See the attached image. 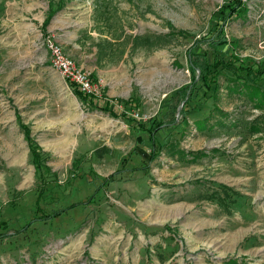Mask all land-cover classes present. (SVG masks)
<instances>
[{"label": "rangeland", "instance_id": "374dc122", "mask_svg": "<svg viewBox=\"0 0 264 264\" xmlns=\"http://www.w3.org/2000/svg\"><path fill=\"white\" fill-rule=\"evenodd\" d=\"M41 1L0 0V264H264V0L223 24L228 0ZM217 25L223 45L206 40ZM49 43L88 74L91 102ZM189 51L222 66L186 99Z\"/></svg>", "mask_w": 264, "mask_h": 264}, {"label": "trees", "instance_id": "16d2710c", "mask_svg": "<svg viewBox=\"0 0 264 264\" xmlns=\"http://www.w3.org/2000/svg\"><path fill=\"white\" fill-rule=\"evenodd\" d=\"M245 11V7L243 6V4H241V2L239 0H228L227 3H225L224 5L221 6L220 10L218 11V13H220V15H218V18L220 19L221 23L222 22H226L227 20L233 18L234 16H236L237 14L240 13H244ZM52 14V12H48L46 14V17L44 19V23L47 22L48 16H50ZM214 35V36H213ZM212 36H210L208 39H206L208 42H210L209 44L211 45H223L226 43V40L223 36L222 33V25H217V27L215 28L214 34ZM202 56V57H201ZM199 57V59H198ZM186 59V69L189 72V82L184 85L182 88H179L175 91V93L177 95H180V97L182 98H186L188 99L190 97V94L192 93L195 85L197 83H200L203 90L207 91L212 89L215 90V88H218V85L216 83H214V81H212L213 83V87H211V84L207 83V74L209 72H211V69L221 65L222 66V60H216L214 62V64L212 63H207L203 57V55H194V53L192 51H189L187 53V57ZM227 64V63H226ZM196 73H197V77H196ZM67 85L69 86L71 92L75 95V97L80 101V102H84L86 100H92L93 98H96L94 95H85L82 94L80 91H78L76 89V87L73 86V84L71 82H67ZM247 87V92L251 94L250 98H254V96H258L262 92L261 86L258 85L256 83V81H250L248 83V85H246ZM264 95V94H263ZM90 100V102H91ZM257 107L259 105H262L261 99H258V102H256L255 104ZM95 107L97 106V108H100L101 110L107 112L109 115H117L115 113V111H113L112 109L109 108V103L105 102L104 104H99L97 103L96 105H94ZM119 114H123V112H119ZM160 127V125L157 124V127L154 128V130L156 128ZM19 128L21 129V131H23L24 137H26V140L28 142V149H29V153L31 156V162L34 165V168H40V154L38 151L37 146L29 139V132L27 131L26 127H24L23 125H19ZM153 134L152 132H150L148 134V138L150 140V148L148 150L145 149H141L139 148L138 150H134V152H136L138 155H140L142 157V159L146 162L151 161L153 158H155V155L157 154V150L154 147V142H153ZM111 177V175L109 176V178ZM77 204H70L68 206L62 207V208H58V209H54L48 213H41L39 216L37 217H33L31 219H29L23 226H21V228H19L17 231H15V233H18L20 231H25L34 221H38V220H49L52 218H55L57 216H59L60 214H62L65 210L72 208L74 206H76ZM5 236V235H2Z\"/></svg>", "mask_w": 264, "mask_h": 264}, {"label": "built area", "instance_id": "2783aa9c", "mask_svg": "<svg viewBox=\"0 0 264 264\" xmlns=\"http://www.w3.org/2000/svg\"><path fill=\"white\" fill-rule=\"evenodd\" d=\"M47 49L50 54V66L53 69L58 71L67 82H71L82 94L96 95L94 85L87 73L75 69L72 62L62 55L60 48L54 43H49Z\"/></svg>", "mask_w": 264, "mask_h": 264}, {"label": "crops", "instance_id": "0c3cea01", "mask_svg": "<svg viewBox=\"0 0 264 264\" xmlns=\"http://www.w3.org/2000/svg\"><path fill=\"white\" fill-rule=\"evenodd\" d=\"M22 4L25 5V8L27 7V9H35L36 7L38 8L39 5H42V1L41 0H30V2L28 4H26V2L24 0H22ZM13 2L16 3V0H13ZM42 7V6H41Z\"/></svg>", "mask_w": 264, "mask_h": 264}]
</instances>
